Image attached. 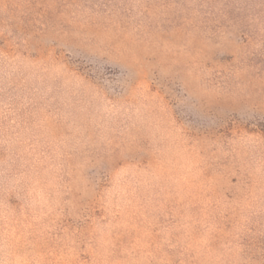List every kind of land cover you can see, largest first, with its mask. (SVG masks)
Wrapping results in <instances>:
<instances>
[{
  "label": "rangeland",
  "instance_id": "rangeland-1",
  "mask_svg": "<svg viewBox=\"0 0 264 264\" xmlns=\"http://www.w3.org/2000/svg\"><path fill=\"white\" fill-rule=\"evenodd\" d=\"M0 264H264V0H0Z\"/></svg>",
  "mask_w": 264,
  "mask_h": 264
}]
</instances>
